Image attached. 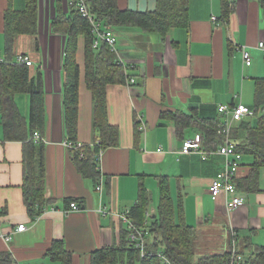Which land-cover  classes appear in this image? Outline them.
<instances>
[{
    "label": "crops",
    "instance_id": "1",
    "mask_svg": "<svg viewBox=\"0 0 264 264\" xmlns=\"http://www.w3.org/2000/svg\"><path fill=\"white\" fill-rule=\"evenodd\" d=\"M118 5L123 10L152 12L158 0H118ZM26 6L27 0H0V63L14 64L19 54L29 55L30 79L43 91V124L34 132L43 137L45 203L34 216L24 201L25 146L33 143L28 131L32 96L17 93L14 101L22 124L15 125L21 129L13 138L6 135L0 103V226L13 235L10 242L0 236V264H64L65 253L71 255V264H89L92 252L124 246L128 225L122 214L137 204L143 185L151 195L146 211L150 225L161 204L160 179L169 184L175 222L194 229V262L205 254L228 251L234 232L238 248L246 254L264 246V168L256 190L242 187L239 183L248 177L254 161L244 154L236 180L243 203L230 211L226 195L216 199L209 192L224 156L201 127L205 120L221 117L220 105L255 106V79L264 78V53L257 47L264 41V0H189L188 27H175L166 36L113 27L118 37V51L113 52L126 63L125 82L107 88L108 120L119 128V139L104 149L99 171L87 174L76 163V151L65 144L72 142L65 120L70 0H39L38 32L18 34L7 50L6 11ZM86 42L85 36L78 37L76 141L92 146L99 142V134L93 93L86 82ZM237 44L249 46L251 65L245 64ZM128 78L135 83L128 84ZM199 134L209 153H181L183 142ZM101 175L102 191L98 189ZM73 201L80 210L67 212ZM103 207L106 213L100 212ZM20 224L27 228L17 232Z\"/></svg>",
    "mask_w": 264,
    "mask_h": 264
},
{
    "label": "trees",
    "instance_id": "2",
    "mask_svg": "<svg viewBox=\"0 0 264 264\" xmlns=\"http://www.w3.org/2000/svg\"><path fill=\"white\" fill-rule=\"evenodd\" d=\"M95 14V18L108 27L129 26L146 32L158 33L166 36L175 27H188L189 0H158L155 11L138 12L123 10L118 0H87ZM72 13L67 28L69 35L66 49L65 68L67 72L65 84V120L68 135L72 142H77L79 116V84L80 67L76 61L77 40L86 37V82L94 98V125L99 134L98 139L102 148L106 149L118 143L120 130L108 120L107 88L112 83H124L125 70L119 58L115 56L111 47L102 42L103 46L95 48L94 32L91 23L82 17L78 10L71 5ZM6 47L10 50L18 34L37 33L39 27V0H27L24 10L10 7L5 15ZM255 111L253 116L236 121L232 127V137L237 143L239 151L254 157L252 169L248 177L239 184L254 191L260 170L264 168V78L255 79ZM31 93L32 111L29 129L41 128L44 119L43 91L30 79L29 66L18 63H0V103L3 111V124L8 138L16 136L21 128L22 119L15 105L14 96L17 93ZM219 110V109H218ZM220 113V112H219ZM224 116L212 118L201 123L205 135L213 138L216 146L222 143V135L218 133L219 124ZM15 127V128H14ZM23 130H27L24 128ZM16 132V133H14ZM207 136L206 141H207ZM204 138V139H205ZM27 143L25 146V190L24 201L30 213L34 216L43 211L44 198V152L42 143ZM36 146V148H35ZM208 149V148H207ZM100 146H83L75 150V160L79 169L85 174L96 169V155ZM161 204L158 217L151 224L146 223V211L151 195L141 185L137 204L130 209L129 217L139 228H147L146 244L142 256L141 249L128 240L124 246H106L90 255L89 264H162L154 255L159 250L171 258L174 264H230L232 260L231 247L221 254L201 256L194 262L195 246L193 227L184 222L177 223L174 219L173 207L169 196V184L160 179ZM38 206L40 208H38ZM149 237L153 238L149 242ZM243 264H264V246H258L251 253H244ZM64 264H71V255L62 256Z\"/></svg>",
    "mask_w": 264,
    "mask_h": 264
},
{
    "label": "built area",
    "instance_id": "3",
    "mask_svg": "<svg viewBox=\"0 0 264 264\" xmlns=\"http://www.w3.org/2000/svg\"><path fill=\"white\" fill-rule=\"evenodd\" d=\"M70 4L73 5L80 15L91 23L93 32H94V43L93 46L98 48L100 43L106 42L113 51H118L117 43L118 37L113 29V27H108L102 22L98 21L95 18V14L92 12L87 0H70ZM212 20L215 23H220L218 17L213 16ZM236 47L241 51L244 62L246 65H251L253 63V55L251 54L250 48L247 45H239ZM264 53V41H260L257 45ZM120 63H122L124 69H126V63L122 58H119ZM16 63L24 65H32L33 60L27 54H19L16 58ZM128 84H134V78L127 79ZM219 112L224 116L223 123H220L218 133L222 135V143L217 148V152L224 156V164L222 169L215 175L213 178L209 191L214 198L219 197L220 195H226L227 198V207L230 211L238 209L243 203V197L237 192V177L239 175L240 169L242 167L243 154L238 150L237 143L232 137V127L234 122L241 120L246 117L253 116L255 111L245 104H238L236 107L231 108L227 104L220 105ZM139 120L142 119L139 118ZM142 128V125H141ZM33 140L37 143L43 142V137L40 132L37 130L33 133ZM203 135L199 134L194 138H188L183 142V145L180 149L181 153L189 154L191 152H200L202 154H208L209 151L203 148ZM66 146L72 150H77L84 146L81 142H65ZM96 145L100 146V150L96 155V169L99 171L101 165V160L104 154V148L101 147L100 142H96ZM159 151H162L159 148ZM103 176H100L98 189L102 191ZM71 210H80V206L77 202L73 201L70 203ZM100 212L106 213V208H100ZM130 209L126 210L122 216L123 219L127 222L128 225V240L135 244V246L141 249L142 256L146 255L144 247L146 244V235L148 234L147 228L137 227L129 217ZM149 212L147 213L148 216ZM27 226L25 224H20L17 228V232H22L26 230ZM235 236V233H233ZM0 236H2L7 242H10L13 238L12 233H6L1 229L0 226ZM232 260L230 264H243L245 261V255L240 252V249L237 245V240L234 238L232 241ZM160 259L162 264H174L171 258L164 252V250H159L154 255Z\"/></svg>",
    "mask_w": 264,
    "mask_h": 264
},
{
    "label": "bare ground",
    "instance_id": "4",
    "mask_svg": "<svg viewBox=\"0 0 264 264\" xmlns=\"http://www.w3.org/2000/svg\"><path fill=\"white\" fill-rule=\"evenodd\" d=\"M240 104V103H239ZM243 104V103H242ZM234 107H236V106H234ZM219 147V146H218ZM239 150V149H238ZM241 152V151H240ZM242 153V152H241ZM243 154V153H242ZM243 157H244V154H243ZM243 161V160H242ZM210 192V191H209ZM211 194V193H210ZM220 196H222V195H220ZM218 198V197H217ZM216 198V199H217ZM235 233V236L233 237V239L235 238L236 240H237V245H238V237H237V233L236 232H234ZM233 239H232V241H233ZM232 241H231V247H232Z\"/></svg>",
    "mask_w": 264,
    "mask_h": 264
},
{
    "label": "rangeland",
    "instance_id": "5",
    "mask_svg": "<svg viewBox=\"0 0 264 264\" xmlns=\"http://www.w3.org/2000/svg\"><path fill=\"white\" fill-rule=\"evenodd\" d=\"M205 255H211V254H205ZM137 264H139V263H137Z\"/></svg>",
    "mask_w": 264,
    "mask_h": 264
}]
</instances>
